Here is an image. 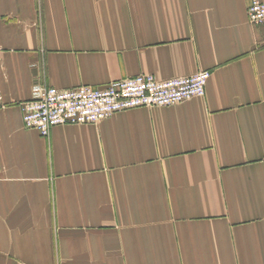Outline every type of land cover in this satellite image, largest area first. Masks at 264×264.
<instances>
[{"label":"crops","instance_id":"1","mask_svg":"<svg viewBox=\"0 0 264 264\" xmlns=\"http://www.w3.org/2000/svg\"><path fill=\"white\" fill-rule=\"evenodd\" d=\"M252 0H0V262L264 264V24ZM210 70L164 107L24 126L40 86Z\"/></svg>","mask_w":264,"mask_h":264},{"label":"built area","instance_id":"2","mask_svg":"<svg viewBox=\"0 0 264 264\" xmlns=\"http://www.w3.org/2000/svg\"><path fill=\"white\" fill-rule=\"evenodd\" d=\"M248 18L251 24H264V0H252ZM210 77V70L167 80H160L150 73H139L113 80L101 88L40 86L33 98L21 103L23 123L48 137L57 125L96 124L118 112L170 106L204 96Z\"/></svg>","mask_w":264,"mask_h":264},{"label":"rangeland","instance_id":"3","mask_svg":"<svg viewBox=\"0 0 264 264\" xmlns=\"http://www.w3.org/2000/svg\"><path fill=\"white\" fill-rule=\"evenodd\" d=\"M0 264H6V263H1V262H0ZM17 264H18V263H17ZM19 264H21V263H19Z\"/></svg>","mask_w":264,"mask_h":264},{"label":"bare ground","instance_id":"4","mask_svg":"<svg viewBox=\"0 0 264 264\" xmlns=\"http://www.w3.org/2000/svg\"><path fill=\"white\" fill-rule=\"evenodd\" d=\"M116 114V113H115Z\"/></svg>","mask_w":264,"mask_h":264}]
</instances>
